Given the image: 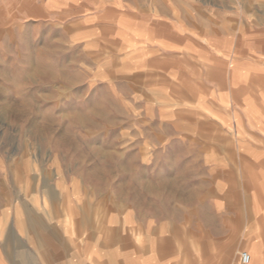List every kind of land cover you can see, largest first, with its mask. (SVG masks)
Listing matches in <instances>:
<instances>
[{
    "label": "rangeland",
    "instance_id": "obj_1",
    "mask_svg": "<svg viewBox=\"0 0 264 264\" xmlns=\"http://www.w3.org/2000/svg\"><path fill=\"white\" fill-rule=\"evenodd\" d=\"M189 1L194 8L180 9L179 27L196 33L195 51L216 36L230 52L254 54L241 55L243 65L264 67V0ZM81 15L74 1L0 0V208L39 210L70 225L82 215L100 231L124 223L132 239H153L156 226L182 235L171 225L195 203L185 196L216 171L194 151L203 138L170 136L153 99L168 100L173 90H148L144 74H130L128 41L78 38ZM259 71L247 84L263 93Z\"/></svg>",
    "mask_w": 264,
    "mask_h": 264
},
{
    "label": "crops",
    "instance_id": "obj_2",
    "mask_svg": "<svg viewBox=\"0 0 264 264\" xmlns=\"http://www.w3.org/2000/svg\"><path fill=\"white\" fill-rule=\"evenodd\" d=\"M68 1L82 10L78 38L128 41L130 74H144L148 90H173L168 100L153 99L162 106V124L170 136L203 138L194 151L204 168L216 171L208 172L202 191L185 196L195 203L180 211L185 220L172 221L177 236L159 234L156 226L153 239L147 233L132 239L124 223L100 231L84 225L82 215L70 225L39 210L0 208V264H243L242 251L250 255L247 264H264V91L247 84L253 72L264 76V67L253 60L244 66L241 55L254 54L230 52L216 36L203 38L208 48L195 51L196 33L179 27L180 9L194 8L189 0H60ZM180 60L186 61L183 70ZM215 137L232 139L212 144Z\"/></svg>",
    "mask_w": 264,
    "mask_h": 264
},
{
    "label": "built area",
    "instance_id": "obj_3",
    "mask_svg": "<svg viewBox=\"0 0 264 264\" xmlns=\"http://www.w3.org/2000/svg\"><path fill=\"white\" fill-rule=\"evenodd\" d=\"M250 260V255L247 251L241 252V261L243 264H247Z\"/></svg>",
    "mask_w": 264,
    "mask_h": 264
}]
</instances>
